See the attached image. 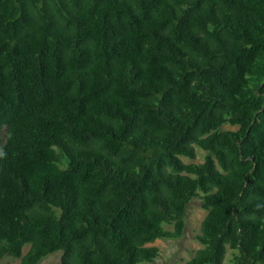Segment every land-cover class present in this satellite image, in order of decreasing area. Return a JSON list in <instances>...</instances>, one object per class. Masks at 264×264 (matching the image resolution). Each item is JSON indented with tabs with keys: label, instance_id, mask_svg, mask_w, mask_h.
Masks as SVG:
<instances>
[{
	"label": "trees",
	"instance_id": "16d2710c",
	"mask_svg": "<svg viewBox=\"0 0 264 264\" xmlns=\"http://www.w3.org/2000/svg\"><path fill=\"white\" fill-rule=\"evenodd\" d=\"M197 198L184 264H264V0H0V261L151 264Z\"/></svg>",
	"mask_w": 264,
	"mask_h": 264
},
{
	"label": "rangeland",
	"instance_id": "374dc122",
	"mask_svg": "<svg viewBox=\"0 0 264 264\" xmlns=\"http://www.w3.org/2000/svg\"><path fill=\"white\" fill-rule=\"evenodd\" d=\"M238 127L226 125L221 130L236 131ZM206 153L197 149V158L195 160L183 159L186 163H201L204 161ZM207 212L201 208L200 199H194L189 204L186 213V227L184 235L178 240H158L149 246H156L160 249V256L151 264H184L190 260L195 252L201 248V245L196 240L200 235L201 223L204 220ZM167 230H172L173 227L165 225ZM29 250V247L24 248V253ZM229 259V258H228ZM0 264H20V260L5 258L0 261ZM41 264H61L60 255H54L45 259Z\"/></svg>",
	"mask_w": 264,
	"mask_h": 264
}]
</instances>
